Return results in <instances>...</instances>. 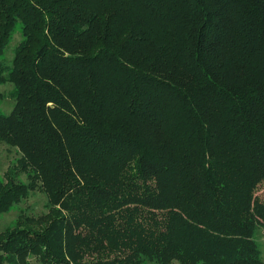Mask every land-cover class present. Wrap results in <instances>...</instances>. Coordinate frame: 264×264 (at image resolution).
Returning <instances> with one entry per match:
<instances>
[{"label": "trees", "instance_id": "16d2710c", "mask_svg": "<svg viewBox=\"0 0 264 264\" xmlns=\"http://www.w3.org/2000/svg\"><path fill=\"white\" fill-rule=\"evenodd\" d=\"M5 84L0 264H264V0H0Z\"/></svg>", "mask_w": 264, "mask_h": 264}, {"label": "rangeland", "instance_id": "374dc122", "mask_svg": "<svg viewBox=\"0 0 264 264\" xmlns=\"http://www.w3.org/2000/svg\"><path fill=\"white\" fill-rule=\"evenodd\" d=\"M21 40V35L19 32L15 33L14 39L8 47L5 58L7 63H9L14 55V48ZM13 86L11 84H5L1 86V91L5 95V99L0 102V114L9 115L14 109L15 101L10 97V92ZM20 154L17 150L11 148L5 143H0V180H4V174L7 170L12 168L16 163ZM20 179L26 181V175H21ZM258 196L264 203V184L258 190ZM49 212L48 208V197L45 193L41 191L33 192L28 198L23 199L20 204L15 205L10 211L5 214L0 215V232L14 227L18 221V217L23 214L24 217H39L41 215L47 214ZM257 241L261 247L262 260L264 263V227L260 228L257 234ZM5 256V255H3ZM30 263H36L34 258L28 259ZM5 264H9L5 261ZM173 264H179L177 262Z\"/></svg>", "mask_w": 264, "mask_h": 264}]
</instances>
